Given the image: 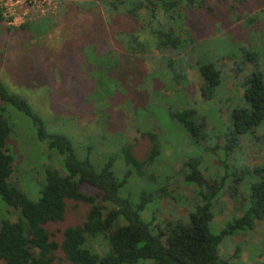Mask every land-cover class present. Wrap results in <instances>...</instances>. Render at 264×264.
Returning a JSON list of instances; mask_svg holds the SVG:
<instances>
[{
	"label": "rangeland",
	"instance_id": "374dc122",
	"mask_svg": "<svg viewBox=\"0 0 264 264\" xmlns=\"http://www.w3.org/2000/svg\"><path fill=\"white\" fill-rule=\"evenodd\" d=\"M107 1L60 0L57 11L45 16L28 9L22 18V22L30 24L28 27L20 26L22 22L19 25L0 22V80L28 102L44 120L47 130L68 136L77 157L88 156L95 170L111 157L113 174L121 177L130 168L125 165L120 143L133 146L136 158L145 160L151 146L142 132L156 135L160 155L146 162L139 179L131 169L118 195L134 203L139 193L145 192L151 196L142 215L145 221H150L153 215V224L160 221L182 225L191 199H195V186L186 184L181 176L182 160L198 161L206 184L213 182L221 164L208 158L202 151V143H193L168 117V112L195 106L199 115L208 119L205 129L213 126V134L228 132L224 123L230 120L231 110L243 105L242 79L260 65L264 73V55L257 51L259 46V50H264V0H244L235 4L232 11L228 8L234 4L233 0H208L218 15L208 17L197 12L196 23H191L195 34V42L189 48L194 49L192 56L189 58L187 51L184 52L187 56L183 57V52L173 56L178 59L181 56L186 67L187 78L180 86L169 85V72L163 69L162 59L171 54L160 51L153 41L144 58L125 49L119 33H139L144 41L143 38L150 37L148 26L144 21H133L122 11L108 12ZM243 19L246 23L241 25ZM213 30L217 32L212 33ZM178 32L186 36L183 31ZM245 49L255 53L258 61L248 59L242 53ZM218 58L228 79L224 82L225 69L220 67L219 88L205 99L199 89L205 83L199 67ZM233 76L236 77L232 79ZM193 96L197 101H193ZM6 111L12 124L7 146L15 159L10 181L36 197L46 164L53 162L54 169L60 171V163L56 156L49 157L47 147L36 139L28 117L8 106ZM234 137L238 148L228 160L229 168H224L229 174L228 186L215 204V230L231 216L241 215L244 197L235 184L238 179L243 180L241 185L247 192L248 184L257 178L252 171L244 176V169L264 166V122L250 134ZM229 138L220 136L217 144L223 146ZM88 207L84 202H68L65 217L48 225L54 238L61 239L67 226L80 225ZM16 214L10 209L6 216L15 221ZM101 245L104 246L99 244L98 248L103 253ZM219 252L221 258L234 264H264V219L257 220L247 233L226 236ZM54 264L71 263L57 253ZM135 264L152 261L140 260Z\"/></svg>",
	"mask_w": 264,
	"mask_h": 264
},
{
	"label": "trees",
	"instance_id": "16d2710c",
	"mask_svg": "<svg viewBox=\"0 0 264 264\" xmlns=\"http://www.w3.org/2000/svg\"><path fill=\"white\" fill-rule=\"evenodd\" d=\"M233 2L228 8L231 11L235 9V4L244 0ZM107 6L108 12L122 11L133 21L147 24L150 37L143 38L144 41L140 40L139 33L125 31L119 33L122 35L120 39L128 52L143 58V55L150 53L152 41L160 51L170 53L171 56L162 59V66L169 72V85L175 86H180L187 76L184 75L186 67L181 56L179 59L173 56L183 52L184 57L186 51L189 58L192 56L194 49L189 48L195 42L191 25L195 21L194 16H198L199 12L208 17L218 15L215 6L209 4L208 0H109ZM143 11L144 14L141 13ZM4 20L0 12V22ZM244 23L245 19L241 25ZM29 25L25 22L20 26ZM179 30L186 36H181ZM259 47L257 51L262 56L264 50H259ZM242 53L251 61H258L255 53L247 49ZM234 56L232 54L231 58ZM260 66L239 84L243 105L233 107L230 120L224 123L228 134L225 131L213 134V126L209 130L205 129L207 118L200 116L195 106L168 112V117L193 143H202V151L208 158L216 159L221 164V171L213 182L206 184L198 167L199 162L182 160L181 176L186 184L195 186V199H191L182 225L163 224L160 221L153 224V215L150 221H145L142 215L151 202V196L145 192L139 193L134 203L118 195L132 170L138 179L141 178L142 167L146 162L154 161L160 155L156 135L142 132L148 137L151 146L147 153L148 159L145 160L136 158L133 146L120 143L125 165L130 168L121 177L113 174L114 160L111 157L99 170H95L88 156L82 159L77 157L68 136L47 130L44 120L32 110L28 102L21 95L10 91L0 80V207L3 210L0 211V264H54L57 253L71 264H135L140 260H150L152 264H234L221 258L219 246L226 236L247 233L255 227L257 220L264 219V166L253 170L244 169V176L252 171L257 178L248 184L247 192L241 185L243 180L239 182L238 179L235 184L244 197L241 215L231 216L217 230L214 228L215 204L228 186L226 182L229 174L224 168H229L228 160L238 148L234 136L250 134L254 127L264 122V73ZM220 67L225 69L220 58L199 67L205 80L199 89L205 99L219 88ZM225 74L224 82L228 79L226 69ZM184 87L185 84L182 85ZM192 99L197 101L195 96ZM7 106L31 120L36 139L47 147L50 152L48 156H56L60 163V171L54 169L53 162L46 164L43 179L37 185L39 189L36 197L10 181L15 159L7 146L12 130L6 115ZM220 136L230 137L223 146L217 144ZM208 141L211 143L206 144ZM83 186H86L85 191ZM70 201L84 202L89 207L81 224L67 226L61 239L57 240L48 225L60 222L65 217L66 205ZM10 209L17 211L15 221L6 216ZM99 244H104L101 245L103 253L99 251Z\"/></svg>",
	"mask_w": 264,
	"mask_h": 264
},
{
	"label": "built area",
	"instance_id": "2783aa9c",
	"mask_svg": "<svg viewBox=\"0 0 264 264\" xmlns=\"http://www.w3.org/2000/svg\"><path fill=\"white\" fill-rule=\"evenodd\" d=\"M60 0H0V12L8 24L19 25L27 15L28 9H34L39 16L57 11ZM24 23V22H22Z\"/></svg>",
	"mask_w": 264,
	"mask_h": 264
}]
</instances>
